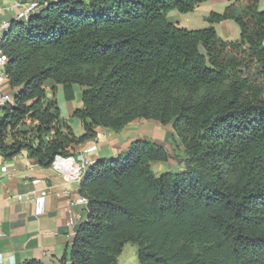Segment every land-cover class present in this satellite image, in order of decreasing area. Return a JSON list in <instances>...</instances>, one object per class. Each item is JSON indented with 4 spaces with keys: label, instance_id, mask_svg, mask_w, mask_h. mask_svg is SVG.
I'll return each instance as SVG.
<instances>
[{
    "label": "trees",
    "instance_id": "obj_1",
    "mask_svg": "<svg viewBox=\"0 0 264 264\" xmlns=\"http://www.w3.org/2000/svg\"><path fill=\"white\" fill-rule=\"evenodd\" d=\"M2 44L14 104L0 115V154L21 151L42 167L72 158L97 127L118 132L135 119L171 124L184 149L180 171L156 175L171 155L135 139L126 151L86 169L78 192L87 218L70 264H116L126 243L139 264H264V9L229 0L211 23L233 20L239 37L213 26L189 29L170 10L207 0H34ZM80 88L76 136L46 96ZM22 264H37L35 260Z\"/></svg>",
    "mask_w": 264,
    "mask_h": 264
},
{
    "label": "crops",
    "instance_id": "obj_2",
    "mask_svg": "<svg viewBox=\"0 0 264 264\" xmlns=\"http://www.w3.org/2000/svg\"><path fill=\"white\" fill-rule=\"evenodd\" d=\"M30 1L0 0V20H15L21 3ZM44 88L47 98L56 102L61 120L76 136L82 135V124L72 115L82 105L80 88L74 87L73 100H65L62 86L50 79L44 82ZM160 125L151 119H135L118 132L97 127L93 139L72 148L71 159L80 163L82 157L86 162H94L116 156L135 139L163 144L153 138L152 127L159 129ZM170 159L155 161L152 166L167 164ZM3 166L5 171L1 170ZM178 168H183V164H178ZM78 186L79 181L69 180L53 164L40 166L25 150L10 159L0 154V264H22L29 260L37 264H70L75 234L87 218V202L69 205L80 196ZM39 196L43 197V211L37 214L33 199Z\"/></svg>",
    "mask_w": 264,
    "mask_h": 264
},
{
    "label": "rangeland",
    "instance_id": "obj_3",
    "mask_svg": "<svg viewBox=\"0 0 264 264\" xmlns=\"http://www.w3.org/2000/svg\"><path fill=\"white\" fill-rule=\"evenodd\" d=\"M230 3L229 0H207L201 3L192 12L182 13L175 9L170 10L167 14L169 21L180 27L189 29H197L208 26H213L222 39L233 40L239 37V27L233 20H224L219 23H211L207 17L211 11L223 12L225 7ZM258 9H264V0H259ZM264 45V41H263ZM77 86V85H76ZM78 87V86H77ZM16 88L13 92L16 93ZM51 91L48 90V93ZM61 107V103L59 105ZM4 113V109H0V115ZM155 121V120H154ZM156 129L152 127L153 138L161 141L169 150L171 159L167 164H154L152 170L156 175L166 171H180L183 168H178L179 158L184 157V149L180 143L176 131L171 124L160 125ZM152 134V132H149ZM178 163V164H177ZM116 264H139L137 256V246L132 243H126L122 248L121 253L117 257Z\"/></svg>",
    "mask_w": 264,
    "mask_h": 264
},
{
    "label": "built area",
    "instance_id": "obj_4",
    "mask_svg": "<svg viewBox=\"0 0 264 264\" xmlns=\"http://www.w3.org/2000/svg\"><path fill=\"white\" fill-rule=\"evenodd\" d=\"M36 8V2L34 0L29 3H21L19 11L16 14L15 20L13 21H27L29 14L32 13ZM13 21L7 19L0 20V109H4L10 105L14 104V88L10 85V79L6 72V65L8 62V56L3 50L4 35L7 33L11 27ZM93 162H86L82 157L80 163L75 162L71 158L57 157L53 162L55 169L60 171L69 180L80 181L88 168ZM89 164V165H88ZM6 167H1L2 171H5ZM21 199V195L18 196ZM36 213L40 214L43 211V197L39 196L33 199ZM87 202L82 196L70 201V207L75 203ZM69 223H72L70 221Z\"/></svg>",
    "mask_w": 264,
    "mask_h": 264
}]
</instances>
